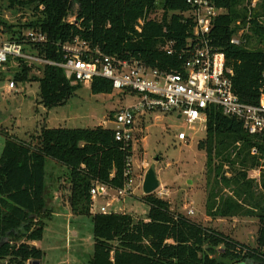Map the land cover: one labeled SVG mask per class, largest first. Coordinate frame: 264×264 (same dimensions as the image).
<instances>
[{"label":"trees","instance_id":"16d2710c","mask_svg":"<svg viewBox=\"0 0 264 264\" xmlns=\"http://www.w3.org/2000/svg\"><path fill=\"white\" fill-rule=\"evenodd\" d=\"M0 1L11 8H30L33 21L19 24L15 31L14 25L5 22L0 21V26L18 42L24 38L14 36L22 30H40L47 42L33 48L51 62H62L59 44L78 38L106 56L137 60L159 71H180L179 54L192 33L191 19L183 21L182 16L190 10L187 0ZM210 1L224 11L213 22L211 38L233 71V92L242 103L256 105L264 93V49L248 45L252 38L264 44V0H258L254 8L246 0ZM158 7L160 19L153 16ZM139 21L140 32L136 30ZM243 28L250 35L243 33L240 44H232ZM170 42L172 56L160 49ZM33 67L21 63L13 76L15 83L28 81ZM36 81L37 103L45 109L64 106L81 86L71 85L62 69L47 65ZM89 88L93 95L113 92L111 83L102 78H94ZM206 113L205 139L198 143L206 156L210 185L205 215L256 217L260 225L256 248L174 212L167 201L153 194L140 198L148 208L145 219L116 213L91 215L92 184L121 188L131 147L124 149L115 141L113 130L100 126L42 128L34 143L6 136L0 155V263L29 264L43 258L33 243L42 241L45 222L51 216L45 179V161L50 159L68 172L72 214L91 217L93 253L88 264H264V169L263 191L256 192V185L248 179V171L264 167V138L248 135L241 122L214 107ZM252 148H257L258 156L251 155ZM222 189L230 195L222 197Z\"/></svg>","mask_w":264,"mask_h":264},{"label":"rangeland","instance_id":"374dc122","mask_svg":"<svg viewBox=\"0 0 264 264\" xmlns=\"http://www.w3.org/2000/svg\"><path fill=\"white\" fill-rule=\"evenodd\" d=\"M153 16L161 18L160 7ZM33 17V12L28 7L11 8L8 2L0 1V21L14 25V31L18 29L19 24L33 21ZM68 21L72 22L73 18L69 17ZM0 27L4 29L2 25ZM243 33L250 35V32L243 28L235 38L240 39ZM252 47L264 49V44H258V41L252 38L248 48ZM18 71L19 67L14 63L6 65L4 70L0 71V155L6 136L34 143L42 128L93 129L100 126L112 130L116 127L112 122L115 113L139 101L138 96L134 94L116 91L110 95H93L89 87L81 85L64 106L45 109L37 103L39 87L36 80L42 75V67L34 66L28 73V81L18 82L15 90L9 94L5 93L8 80H13ZM136 129L137 142L132 144L130 159L133 171L131 195L114 202L110 208L114 209L113 213L126 214L135 220L145 219L148 208L140 201L143 197L141 187L145 173L154 166L160 187L153 195L167 201L171 210L202 226L228 235L239 243L257 247L260 225L256 217L224 219L208 218L205 215L210 185L205 169L206 156L198 149V143L205 139V125L196 123L189 128L174 114L152 113L137 122ZM182 131L186 133L187 140L180 143L176 136ZM263 169L264 167L248 171V179L256 185V192L263 191L260 189ZM50 171L53 172L55 180L50 178ZM226 177L229 178V175L226 174ZM45 179L47 207H52L53 199L57 197L53 209L57 215L46 220L42 241L37 243V247L43 252L39 264H88L93 253L91 217L72 214L69 207L70 184L65 167L47 159ZM228 195V190H221L222 197ZM100 199L95 201L93 212L90 210L91 215H96L95 209L101 205L110 203V196L107 200L103 199L104 201ZM49 209L52 212L51 208ZM187 211H192L193 215L187 216ZM70 214L73 217L67 218Z\"/></svg>","mask_w":264,"mask_h":264},{"label":"built area","instance_id":"2783aa9c","mask_svg":"<svg viewBox=\"0 0 264 264\" xmlns=\"http://www.w3.org/2000/svg\"><path fill=\"white\" fill-rule=\"evenodd\" d=\"M254 8L258 0H246ZM190 10L183 13L184 19H191L192 33L185 41L184 50L179 54L180 71H159L151 69L137 60H121L115 56H106L99 50L92 51L89 45L78 38L59 44L63 54L62 62H51L37 54L36 45H44L47 40L40 30H22L15 38L22 36L18 42L7 31L0 27V71L6 65L14 63L17 68L21 63L33 66H52L62 69L71 85L89 87L94 78L109 81L113 91L138 96L137 104L115 113L112 122L116 125L114 139L124 149L131 147L136 140V123L144 120L152 113L174 114L189 128L196 123L206 125V109L214 107L222 115L242 123L250 136L264 138V93L256 105L244 104L234 94L232 88L233 71L226 66L225 55L213 46L211 29L216 17L221 15L210 0H187ZM142 21L136 30L140 32ZM234 45L240 39L231 40ZM166 55L174 54L173 43L160 48ZM16 88L14 80L9 79L5 93L9 94ZM176 140L183 143L187 140L185 132H179ZM132 152V150H131ZM252 156H258L257 148L251 149ZM131 157L126 160L123 172L124 183L121 188L112 189L99 182H94L89 192L90 210L93 212L98 198L109 199L110 203L95 209L94 214H111V205L131 195L133 171ZM262 167H259L261 169ZM187 215H193L187 211Z\"/></svg>","mask_w":264,"mask_h":264},{"label":"water","instance_id":"95a60500","mask_svg":"<svg viewBox=\"0 0 264 264\" xmlns=\"http://www.w3.org/2000/svg\"><path fill=\"white\" fill-rule=\"evenodd\" d=\"M160 187L154 166H151L144 175L141 191L143 196L152 195ZM264 259V251L262 253ZM29 264H39V262H30Z\"/></svg>","mask_w":264,"mask_h":264},{"label":"crops","instance_id":"0c3cea01","mask_svg":"<svg viewBox=\"0 0 264 264\" xmlns=\"http://www.w3.org/2000/svg\"><path fill=\"white\" fill-rule=\"evenodd\" d=\"M58 166V165H57ZM57 169V168H56ZM50 178H52V180H55V178H54V176H53V172L52 171H50ZM49 178V179H50ZM48 179V180H49ZM54 201H53V205H52V207H49V208H51V217L52 216H56L57 214H55V212H54V208H55V200H57V197L56 198H54L53 199ZM101 201H104V200H102V199H100ZM57 206H59L58 204H57ZM100 207H103V205H101ZM100 207H98V209L100 208ZM61 208H58V210H60ZM62 210V209H61ZM70 217H73L71 214L70 215H67V218H70ZM76 236V235H75ZM33 245L35 246V247H37L38 246V244L37 243H33Z\"/></svg>","mask_w":264,"mask_h":264}]
</instances>
